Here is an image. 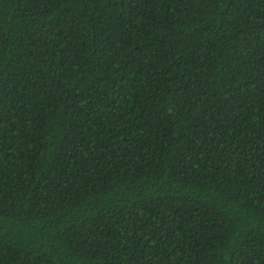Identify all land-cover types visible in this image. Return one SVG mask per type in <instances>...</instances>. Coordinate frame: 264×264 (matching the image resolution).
Masks as SVG:
<instances>
[{
    "label": "trees",
    "instance_id": "obj_1",
    "mask_svg": "<svg viewBox=\"0 0 264 264\" xmlns=\"http://www.w3.org/2000/svg\"><path fill=\"white\" fill-rule=\"evenodd\" d=\"M0 264H264V0H0Z\"/></svg>",
    "mask_w": 264,
    "mask_h": 264
}]
</instances>
